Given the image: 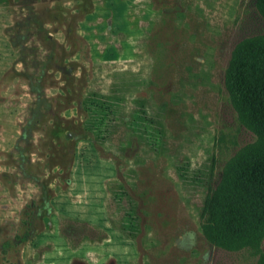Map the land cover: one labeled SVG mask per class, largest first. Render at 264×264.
<instances>
[{
  "label": "rangeland",
  "instance_id": "1",
  "mask_svg": "<svg viewBox=\"0 0 264 264\" xmlns=\"http://www.w3.org/2000/svg\"><path fill=\"white\" fill-rule=\"evenodd\" d=\"M256 2L0 0V264H259L220 246L261 193L226 86Z\"/></svg>",
  "mask_w": 264,
  "mask_h": 264
},
{
  "label": "trees",
  "instance_id": "2",
  "mask_svg": "<svg viewBox=\"0 0 264 264\" xmlns=\"http://www.w3.org/2000/svg\"><path fill=\"white\" fill-rule=\"evenodd\" d=\"M256 5L264 19V0H257ZM226 86L232 93L233 104L239 111L243 123L250 129L258 131L259 128L253 126V122L248 119L246 110L249 108L253 118L258 116L264 126V35H258L237 44L226 71ZM245 178L246 182L258 187L261 191L253 204V210L256 212L253 217L257 216L255 222L264 221V159L251 163ZM215 209V199H211L205 209V227L208 229L213 225ZM250 222L249 225L244 224V228L241 227L243 233H240L236 242L220 246L230 251L247 246L252 249L257 248V253L261 255L259 264H263L264 253L258 247L264 238V232L255 233L253 229L257 227V223ZM251 228L252 230L248 231Z\"/></svg>",
  "mask_w": 264,
  "mask_h": 264
}]
</instances>
